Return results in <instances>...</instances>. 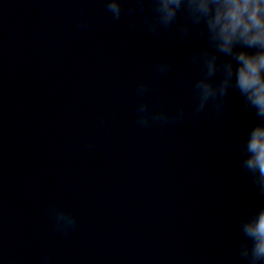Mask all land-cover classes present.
<instances>
[{"label": "clouds", "instance_id": "obj_1", "mask_svg": "<svg viewBox=\"0 0 264 264\" xmlns=\"http://www.w3.org/2000/svg\"><path fill=\"white\" fill-rule=\"evenodd\" d=\"M103 3L115 21L125 15H139L149 33L167 31L171 37L180 36L186 42L197 38L204 41L203 46L191 50L189 57L198 68L196 78L189 81L195 98L192 111L199 114L211 108L219 114L227 107L232 93L242 98L244 112L254 111L257 120L241 143L240 164L264 197V0H103ZM51 11L59 9L53 7ZM77 12L80 18L76 27L88 30L91 21L83 9ZM129 27H135L134 20ZM71 28V24L65 25V30ZM171 67L167 60H160L153 70L163 75ZM151 90L149 81L140 82L135 89L141 98L136 105L139 126L147 128L183 120V106L175 112L151 110L148 102ZM101 122L104 123L103 118ZM85 147L92 149L95 144L89 140ZM46 214L53 219L55 232L66 235L78 225V217L59 205H50ZM239 232L240 258L246 264H264V204L240 222ZM50 261L51 256L45 252L39 264ZM7 264L15 262L10 260Z\"/></svg>", "mask_w": 264, "mask_h": 264}]
</instances>
